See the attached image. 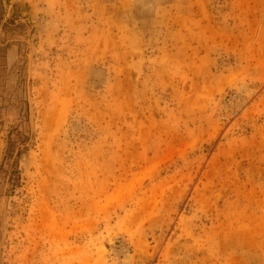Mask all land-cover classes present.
I'll return each instance as SVG.
<instances>
[{
	"label": "rangeland",
	"instance_id": "rangeland-1",
	"mask_svg": "<svg viewBox=\"0 0 264 264\" xmlns=\"http://www.w3.org/2000/svg\"><path fill=\"white\" fill-rule=\"evenodd\" d=\"M0 264H264V0H0Z\"/></svg>",
	"mask_w": 264,
	"mask_h": 264
},
{
	"label": "trees",
	"instance_id": "trees-1",
	"mask_svg": "<svg viewBox=\"0 0 264 264\" xmlns=\"http://www.w3.org/2000/svg\"><path fill=\"white\" fill-rule=\"evenodd\" d=\"M23 134L17 132V136H15V138H10L7 142V147H6V151L5 154L8 158V164L9 166L15 171V164L17 162V157L23 152L25 151V147L23 146L22 148L19 147V143H23ZM16 148V157L14 159H12V154L14 149ZM16 177L11 176V179H15Z\"/></svg>",
	"mask_w": 264,
	"mask_h": 264
},
{
	"label": "bare ground",
	"instance_id": "bare-ground-1",
	"mask_svg": "<svg viewBox=\"0 0 264 264\" xmlns=\"http://www.w3.org/2000/svg\"><path fill=\"white\" fill-rule=\"evenodd\" d=\"M239 92L243 95L249 94V87L244 83L238 86Z\"/></svg>",
	"mask_w": 264,
	"mask_h": 264
}]
</instances>
